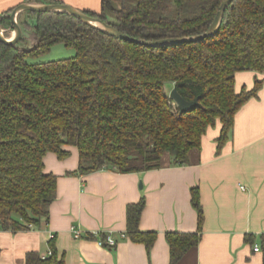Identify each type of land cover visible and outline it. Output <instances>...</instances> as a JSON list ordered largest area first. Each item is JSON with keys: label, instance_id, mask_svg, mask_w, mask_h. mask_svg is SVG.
<instances>
[{"label": "trees", "instance_id": "1", "mask_svg": "<svg viewBox=\"0 0 264 264\" xmlns=\"http://www.w3.org/2000/svg\"><path fill=\"white\" fill-rule=\"evenodd\" d=\"M222 1L101 0L99 13H83L129 37L154 42L206 33ZM14 8L0 13L4 32L12 29ZM16 21L18 43L0 41V231H27L48 218L57 177L44 172L47 153L63 160L69 156L65 147L76 148L79 165L70 175L80 176L107 168L119 174L159 169L165 153L171 166H184L189 151L200 147L217 122L221 151L234 116L262 85L256 80L250 91L234 90L236 73L264 72V0H234L211 38L159 48L110 37L66 13L22 11ZM57 44L75 56L28 62ZM173 88L186 101L198 98L199 106L181 114L169 97ZM191 196L198 229L165 235L170 264L201 238L204 215L196 189ZM144 205L142 198L127 206L126 236L149 253L156 234L138 228ZM24 264L64 261L52 238L48 254L29 252Z\"/></svg>", "mask_w": 264, "mask_h": 264}, {"label": "crops", "instance_id": "2", "mask_svg": "<svg viewBox=\"0 0 264 264\" xmlns=\"http://www.w3.org/2000/svg\"><path fill=\"white\" fill-rule=\"evenodd\" d=\"M56 1L81 12L100 11L101 0ZM22 3L0 0V13ZM256 80L262 82L261 88L234 116L221 151L217 153L221 129L217 122L206 131L200 147L189 151L187 165L171 166L165 153L159 169L119 174L107 168L80 176L70 175L79 165L76 148L65 147L69 156L63 160L47 153L44 172L57 177L48 218L27 231H0V264H24L29 252L45 256L52 238L64 264H170L165 235L198 229L193 189L204 215L201 238L176 264H263L264 76L236 73L234 90L250 91ZM142 198L145 205L138 228L156 234L149 253L126 236L127 206ZM71 228L80 230L82 237L75 239ZM96 232L112 235L117 245L100 247L93 236ZM121 234L126 237L120 239ZM255 246L259 252L253 251Z\"/></svg>", "mask_w": 264, "mask_h": 264}, {"label": "water", "instance_id": "3", "mask_svg": "<svg viewBox=\"0 0 264 264\" xmlns=\"http://www.w3.org/2000/svg\"><path fill=\"white\" fill-rule=\"evenodd\" d=\"M233 1L234 0H223L221 2L218 8V11L216 12V15L206 33L199 35V36H195V37L165 39V40H158L154 42L137 40L125 34H122L118 30L113 28L112 26L105 24L98 19L92 18L84 14L83 12L73 8L70 5H66V4L37 5V4L22 3L16 6L13 9L12 13L10 14V22H11L12 30L14 31L13 37L8 38V39L5 38L4 30L0 28V41L7 45H15L16 43H18L21 37V29L16 21L17 15L22 11H31V12H37V13H42V12L66 13L78 19L79 21L83 22L84 24L100 30L101 32H103L104 34L110 37H114L119 40L139 44V45L150 47V48H159V47L171 46V45H177V44H183V43H195V42L202 41L206 38H211L215 35V33L218 30V27H219L224 11ZM169 97L174 102V104L177 106L181 114L194 110L195 108L199 106L198 98H195L193 101H186L178 94L175 88H173L170 91Z\"/></svg>", "mask_w": 264, "mask_h": 264}, {"label": "rangeland", "instance_id": "4", "mask_svg": "<svg viewBox=\"0 0 264 264\" xmlns=\"http://www.w3.org/2000/svg\"><path fill=\"white\" fill-rule=\"evenodd\" d=\"M116 6H118L116 4ZM12 29H7L4 32V37L5 38H12L14 33ZM20 47H23L25 49H30L31 45L30 44H18ZM75 56V51L70 48H66L61 44L54 45L49 52L46 54L36 58V59H29L28 62L30 63H46V62H52V61H58V60H63V59H68L72 58ZM170 87V84L166 85V88L168 89Z\"/></svg>", "mask_w": 264, "mask_h": 264}, {"label": "built area", "instance_id": "5", "mask_svg": "<svg viewBox=\"0 0 264 264\" xmlns=\"http://www.w3.org/2000/svg\"><path fill=\"white\" fill-rule=\"evenodd\" d=\"M262 75L264 76V72L262 73ZM243 189V188H241ZM71 232L73 234V237L75 239H79L82 237V232L80 230H77L75 228H71ZM102 233L100 232H96L93 234V236L95 237L96 239V242L97 244L100 246V247H104V248H113L117 245V241L114 239V237L110 234H105L104 238L101 237ZM126 236L125 234H121L120 235V239H124ZM253 251L254 252H259V247L258 246H255L253 248Z\"/></svg>", "mask_w": 264, "mask_h": 264}]
</instances>
